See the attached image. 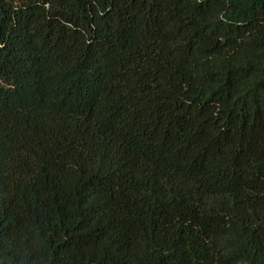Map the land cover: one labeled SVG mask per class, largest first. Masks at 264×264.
<instances>
[{
	"label": "trees",
	"instance_id": "trees-1",
	"mask_svg": "<svg viewBox=\"0 0 264 264\" xmlns=\"http://www.w3.org/2000/svg\"><path fill=\"white\" fill-rule=\"evenodd\" d=\"M0 264H264V0H0Z\"/></svg>",
	"mask_w": 264,
	"mask_h": 264
}]
</instances>
